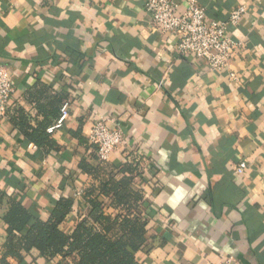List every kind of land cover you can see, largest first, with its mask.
<instances>
[{
	"label": "crops",
	"instance_id": "crops-1",
	"mask_svg": "<svg viewBox=\"0 0 264 264\" xmlns=\"http://www.w3.org/2000/svg\"><path fill=\"white\" fill-rule=\"evenodd\" d=\"M198 1L219 21L248 8L228 31L243 43L235 80L179 55L175 35L151 28L145 0H0V65L15 88L0 120V264L60 261L8 254L3 217L10 198L43 220L68 198L74 210L62 228L73 231L90 210L85 190L99 181L81 166L97 164L88 139L97 118L125 138L105 164H139L150 220L139 264H219L227 255L264 264V0ZM36 86L70 103L50 151L13 122L20 107L34 125L42 119L29 94ZM242 160L249 166L238 172Z\"/></svg>",
	"mask_w": 264,
	"mask_h": 264
},
{
	"label": "trees",
	"instance_id": "trees-1",
	"mask_svg": "<svg viewBox=\"0 0 264 264\" xmlns=\"http://www.w3.org/2000/svg\"><path fill=\"white\" fill-rule=\"evenodd\" d=\"M29 94L42 119L34 125L32 117L20 107L13 114V122L38 147L46 151L56 149L58 146L51 139L48 127L59 118L66 99L38 86ZM95 158V165L81 164L99 179L98 184L85 190L90 210L87 215L78 216L70 233L64 231L62 225L74 210L73 200L60 199L49 218L43 220L35 217L20 201L10 198L3 217L8 226V254L20 257L21 251L36 250L46 258L61 256L58 264H139L136 255L148 246L150 223L144 210L148 201L143 189L136 185L141 175L139 164L129 160L116 169L102 164L98 154Z\"/></svg>",
	"mask_w": 264,
	"mask_h": 264
},
{
	"label": "built area",
	"instance_id": "built-area-1",
	"mask_svg": "<svg viewBox=\"0 0 264 264\" xmlns=\"http://www.w3.org/2000/svg\"><path fill=\"white\" fill-rule=\"evenodd\" d=\"M184 9L181 10V6ZM145 9L150 15L151 28L159 33H170L177 37V52L181 56H193L205 62L211 70L228 71L231 80L236 79L232 61L243 43L229 36L230 26L237 25L248 8L239 5L233 8L225 20L207 19L205 9L198 0H145ZM15 88L7 67L0 65V120L6 117L10 98ZM70 115V103L64 102L60 116L48 128L52 133L62 127ZM88 139L96 147L102 164L110 155L124 147V133L112 127L107 119L97 118L88 132ZM249 166L242 160L238 172ZM219 264H242L234 255L224 256Z\"/></svg>",
	"mask_w": 264,
	"mask_h": 264
}]
</instances>
